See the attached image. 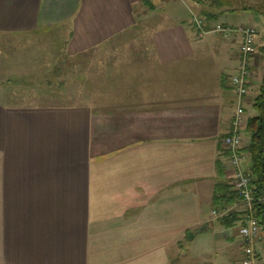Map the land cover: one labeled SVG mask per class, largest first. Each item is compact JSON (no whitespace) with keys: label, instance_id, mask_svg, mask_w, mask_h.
<instances>
[{"label":"crops","instance_id":"1","mask_svg":"<svg viewBox=\"0 0 264 264\" xmlns=\"http://www.w3.org/2000/svg\"><path fill=\"white\" fill-rule=\"evenodd\" d=\"M144 1L0 0V37L62 40L69 55L127 45L101 83L109 94L70 105L19 100L35 94L4 76L19 68L0 41V264H173L185 237L206 232L228 250V264H241L237 225L212 214L217 161L230 180L222 139L236 104L241 36L200 37L192 18L215 10L208 4L147 0L151 10ZM254 14L264 19L226 11L209 28L255 25ZM258 30L248 118L264 76ZM255 248L264 261L262 234Z\"/></svg>","mask_w":264,"mask_h":264},{"label":"rangeland","instance_id":"2","mask_svg":"<svg viewBox=\"0 0 264 264\" xmlns=\"http://www.w3.org/2000/svg\"><path fill=\"white\" fill-rule=\"evenodd\" d=\"M240 15L242 12L237 11L234 19L241 21ZM253 19L255 26L260 28L261 35H264L263 17L254 14ZM244 20L248 21V18ZM143 21L146 22L139 23L141 28L147 24L148 18ZM0 41L6 48L11 65L13 62V65L19 68L13 74L6 71L4 76L12 77L15 86H22L21 91L35 94L21 96L19 100L24 103L87 104L94 100L95 95L109 94V87L102 89L101 83L103 79L108 83L110 79L108 66L120 63L124 58V52L118 50L127 47L125 42L109 43L106 46L109 49L103 52L69 55L64 49V41L58 39H45V37L22 39L2 36ZM261 74L264 75V72ZM95 83H97L96 86ZM29 84L31 87H26ZM259 91V87L254 90L250 96L252 101ZM50 95L52 97H49ZM252 109L253 107L249 111L254 113ZM204 235V238L199 236L196 239L185 237L181 251L178 252L177 249L173 251L171 257L173 264H228L226 261V256L229 255L228 250L214 245L212 240L208 239L210 237L208 232Z\"/></svg>","mask_w":264,"mask_h":264},{"label":"built area","instance_id":"3","mask_svg":"<svg viewBox=\"0 0 264 264\" xmlns=\"http://www.w3.org/2000/svg\"><path fill=\"white\" fill-rule=\"evenodd\" d=\"M192 23L200 37L209 31H217L229 37L233 33L241 36L240 61L237 72L231 77L233 90L236 94V104L230 119V129L223 137L222 143L228 150V158L231 167L230 184L238 192L240 199L237 203L222 210L213 209L215 218L228 215L231 212L240 213V219L236 223L238 234L242 240L243 257L241 264H264L260 258L255 243L260 239L262 229L255 212L256 198L252 193V175L245 167L247 153L244 151V132L247 127L246 98L249 94V83L252 76L251 58L257 51L258 28L251 23L241 24L237 27L217 24L207 28L205 21L194 15Z\"/></svg>","mask_w":264,"mask_h":264},{"label":"trees","instance_id":"4","mask_svg":"<svg viewBox=\"0 0 264 264\" xmlns=\"http://www.w3.org/2000/svg\"><path fill=\"white\" fill-rule=\"evenodd\" d=\"M201 4H208L215 10H203L201 16L209 28V22L216 19L219 14L226 11L235 10H255L264 15V0H253V2L243 0H195ZM151 10L154 6L147 0L144 1ZM253 5V6H250ZM256 114L248 118L246 132L249 142L244 147L245 153L250 157L249 171L252 175L251 188L256 198L255 212L262 229V239L264 241V76L259 94L253 101ZM228 150L224 148L223 155L228 157ZM218 174L221 180L216 183L213 193L212 206L216 210H222L237 203L240 199L238 192L224 179L225 167L219 160L217 161ZM220 223L226 227H233L240 219V213L231 212L228 215L218 218Z\"/></svg>","mask_w":264,"mask_h":264},{"label":"water","instance_id":"5","mask_svg":"<svg viewBox=\"0 0 264 264\" xmlns=\"http://www.w3.org/2000/svg\"><path fill=\"white\" fill-rule=\"evenodd\" d=\"M190 238H193V234L190 235Z\"/></svg>","mask_w":264,"mask_h":264}]
</instances>
